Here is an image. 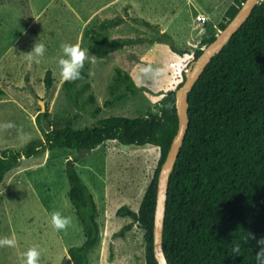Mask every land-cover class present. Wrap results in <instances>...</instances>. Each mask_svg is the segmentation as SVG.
Listing matches in <instances>:
<instances>
[{
  "label": "rangeland",
  "instance_id": "1",
  "mask_svg": "<svg viewBox=\"0 0 264 264\" xmlns=\"http://www.w3.org/2000/svg\"><path fill=\"white\" fill-rule=\"evenodd\" d=\"M28 1L31 20L14 1L3 0L0 5V89L5 93L0 97V152L21 154L31 143L45 142L47 121L39 101L45 104L51 128L69 121L74 130H82L111 117L159 114L160 100L170 90L181 59L168 43L152 41L161 32L158 26L174 38L177 49L194 53L205 47L201 44L205 26L219 33L233 2L192 0L208 15L207 22L198 25L193 21L200 14L193 13L188 0ZM134 18L158 30L136 25ZM129 39L134 43H116ZM103 40L107 45L100 52L106 56L98 58L94 49ZM39 41L45 45V54L38 62L29 61L26 54ZM63 44L79 45L87 53L82 79L67 81L74 82L71 89L78 107L59 75L57 61ZM47 71L52 74L48 91ZM159 159L158 147L128 148L117 141L88 153L57 149L31 159L21 157L0 184V241H15L11 246L0 243V264H25L24 253L32 248L40 253L37 264H62L69 249L83 244L82 227L68 198L69 162L75 164L97 206L100 237L88 264H146L144 231L117 212L121 208L139 211ZM55 212L70 218L65 229L52 226Z\"/></svg>",
  "mask_w": 264,
  "mask_h": 264
},
{
  "label": "trees",
  "instance_id": "2",
  "mask_svg": "<svg viewBox=\"0 0 264 264\" xmlns=\"http://www.w3.org/2000/svg\"><path fill=\"white\" fill-rule=\"evenodd\" d=\"M11 1L17 3L26 18H33L28 0ZM245 1L233 0L219 30L235 17ZM131 21L157 30L144 20ZM205 29L203 46L212 43L216 36L214 28ZM152 41L168 43L181 59L170 90L160 100L159 114L149 112L145 118L135 119L111 117L99 120L96 127L74 130L69 121L51 128L48 113H44L48 128L44 143L33 142L21 154L14 150L0 152L1 184L21 157L31 159L45 151L88 153L108 141L128 148L158 147V167L139 211L121 208L117 212L118 217L132 219L144 231L146 264H157L153 255L156 188L160 168L178 129L175 94L185 82V71L202 53L178 51L167 34H158ZM102 45L107 42L101 41L94 49L98 58L106 56L100 52ZM123 65L131 69L130 63ZM51 76L50 71L45 73L47 91L52 87ZM82 77L83 69L75 82ZM73 84L65 83L78 107ZM4 95L0 89V97ZM95 112L100 113V109ZM188 117L189 128L170 177L166 202L163 249L168 264H256L257 240L264 238V1L205 68L188 96ZM66 177L68 198L85 240L81 246L69 249V259L62 264H88L89 254L98 246L100 237L97 206L72 162L67 164ZM236 246L239 253L232 250Z\"/></svg>",
  "mask_w": 264,
  "mask_h": 264
},
{
  "label": "water",
  "instance_id": "3",
  "mask_svg": "<svg viewBox=\"0 0 264 264\" xmlns=\"http://www.w3.org/2000/svg\"><path fill=\"white\" fill-rule=\"evenodd\" d=\"M264 0H246L235 17L226 25L223 30L215 36V40L205 46L201 55L196 61L192 62L185 71V82L176 91L175 109L178 119V129L171 143L167 156L160 168L156 188V208L153 223V255L157 264H168L163 249V231L166 212V202L171 174L173 173L180 150L183 146L188 128V96L193 87L203 74L212 58L216 56L228 44L234 34L243 26L251 16L254 8ZM41 110L45 113V104L39 101ZM24 158V157H23ZM69 259V258H67Z\"/></svg>",
  "mask_w": 264,
  "mask_h": 264
},
{
  "label": "clouds",
  "instance_id": "4",
  "mask_svg": "<svg viewBox=\"0 0 264 264\" xmlns=\"http://www.w3.org/2000/svg\"><path fill=\"white\" fill-rule=\"evenodd\" d=\"M45 54V45L40 41L33 46L30 53L26 54L29 61L38 62V58ZM87 57L85 50L79 45L63 44L61 46V57L57 61L59 75L63 81H75L81 78V70L84 67V61ZM146 71H150L147 69ZM71 223L70 218L62 217L59 212L51 215V224L56 230H63ZM0 243L14 245L13 240H4ZM259 250L255 254L256 264H264V238L257 240ZM234 253H239V246L234 247ZM40 253L36 248L29 249L24 253L25 264H37Z\"/></svg>",
  "mask_w": 264,
  "mask_h": 264
},
{
  "label": "crops",
  "instance_id": "5",
  "mask_svg": "<svg viewBox=\"0 0 264 264\" xmlns=\"http://www.w3.org/2000/svg\"><path fill=\"white\" fill-rule=\"evenodd\" d=\"M188 5H189V7L192 9V11H193V13H197V14H200V15H202V16H205L206 18L208 17V15H206L205 13H203V12H201L200 11V9L198 8V6L192 1V0H188ZM31 8V7H30ZM32 11V10H31ZM32 14H33V12H32ZM195 24H198L196 21H195V17H194V21H193ZM198 25H200V24H198ZM155 26V25H154ZM157 27V26H156ZM158 28L161 30V32L159 33V34H166V33H164L165 32V30L166 29H163V28H161V27H159L158 26ZM158 30V29H157ZM168 35V34H167ZM170 36V35H169ZM171 38H172V36H170ZM173 40H174V38H172ZM129 40H131V39H129ZM190 44V43H189ZM175 47H176V45H175ZM177 49V48H176ZM178 51H182V50H180V49H177ZM185 51H187V50H185Z\"/></svg>",
  "mask_w": 264,
  "mask_h": 264
},
{
  "label": "built area",
  "instance_id": "6",
  "mask_svg": "<svg viewBox=\"0 0 264 264\" xmlns=\"http://www.w3.org/2000/svg\"><path fill=\"white\" fill-rule=\"evenodd\" d=\"M195 21L198 23V24H204L207 22V18L205 16H202V15H197L195 17Z\"/></svg>",
  "mask_w": 264,
  "mask_h": 264
}]
</instances>
